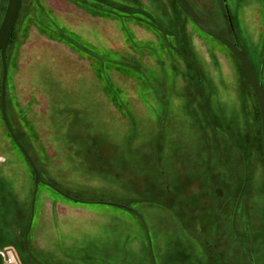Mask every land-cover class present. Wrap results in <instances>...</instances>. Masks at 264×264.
<instances>
[{
  "label": "rangeland",
  "instance_id": "374dc122",
  "mask_svg": "<svg viewBox=\"0 0 264 264\" xmlns=\"http://www.w3.org/2000/svg\"><path fill=\"white\" fill-rule=\"evenodd\" d=\"M232 40L222 0H188ZM7 0H0V23ZM264 90V0H226ZM6 48L9 125L41 179V264H264L259 108L226 46L177 0H22ZM1 82V62H0ZM31 168L0 111V251L24 248ZM244 249L247 255L244 253Z\"/></svg>",
  "mask_w": 264,
  "mask_h": 264
},
{
  "label": "water",
  "instance_id": "95a60500",
  "mask_svg": "<svg viewBox=\"0 0 264 264\" xmlns=\"http://www.w3.org/2000/svg\"><path fill=\"white\" fill-rule=\"evenodd\" d=\"M177 1L182 6V8L185 10V12L188 14V16L193 21V23L202 32H204L208 36L212 37L213 39L218 40V42H220L221 44L226 46L230 51H232V54L238 60V63H240V65H241V67L245 73V76L247 77V79L249 81V84H250L251 89L254 93V96H255V99H256V102H257V105L259 108L260 124H261V147H262V157H263V162H264V90H263V86H262L261 75L257 76L252 65L250 64L249 60L245 56L243 50L238 46L237 43L233 42L232 40H230L227 37H224L222 34L218 33L217 31L210 28L207 24H205V22L201 19V17L195 11V9L192 7V5L188 2V0H177ZM21 5H22V0H7L6 9H5V12L3 15V19L1 20V23H0V62H1L0 111H1V116L3 119V123L6 127L8 134L10 135L12 141L15 143V145L17 146V148L19 149V151L23 155L24 159L28 163L29 167L31 168V170L33 172V176H34V190H33L32 202H31L30 218H29L27 229L25 230V234H24V244H25L24 248L27 251L26 238H27V234L29 232L28 230L30 229L31 223H32L33 205H34L35 193L37 191L38 182L48 185L49 187L53 188V190L57 191L61 195L65 196L71 200L78 201L81 203H85V201L77 200L73 197H70L69 195L65 194L64 191L62 192L57 187H55L49 183L44 182L40 177L39 171H38L33 159L31 158V156L29 155V153L27 152L25 147L21 144V142L16 137L15 133L13 132V130L11 128V125H9L10 123H9L7 113H6V108H5V99H6L5 98V89H6V76H7V72H6L7 71L6 48H7L8 41L11 37V34L13 32L14 26L16 24V21L18 19L17 17L19 16ZM263 58H264V54H263ZM93 203H97V204L103 203V204H108V205H112V206H120V207L126 208V209L130 210V212L132 211L134 214H136L140 218L143 226H145L144 229L146 232V236H147L146 240H147L148 249H149L148 253H150L151 264H155L154 258H153V253H151L152 248H151L150 238H149V234H148L146 224L144 223V220L140 217V215L134 209H132L131 207H127L125 205H121V204L113 203V202L95 201ZM4 253H5V251H0V258H1V254H4ZM27 253L34 261H36L28 251H27ZM36 263L41 264L37 261H36ZM0 264H4V261L2 259H0Z\"/></svg>",
  "mask_w": 264,
  "mask_h": 264
},
{
  "label": "flooded vegetation",
  "instance_id": "af4514ba",
  "mask_svg": "<svg viewBox=\"0 0 264 264\" xmlns=\"http://www.w3.org/2000/svg\"><path fill=\"white\" fill-rule=\"evenodd\" d=\"M222 2H223V6H224V9H225V12H226V16H227V21H228V25H229V28H230V30H231V32H232V41L233 42H235V43H237L238 44V46L241 48V46H240V44L238 43V41H237V39L235 38V33H234V27H233V24L231 23V19H230V16H229V14H228V6H227V4H226V0H222ZM231 40V39H230ZM17 147V146H16ZM19 150V149H18ZM39 183V182H38ZM33 219V218H32ZM27 239V238H26ZM23 242H24V240H23ZM246 255H247V252H246ZM248 256V255H247ZM249 258V257H248ZM248 261H249V263L250 264H252V262H251V260H250V258L248 259ZM37 264V263H36Z\"/></svg>",
  "mask_w": 264,
  "mask_h": 264
},
{
  "label": "trees",
  "instance_id": "16d2710c",
  "mask_svg": "<svg viewBox=\"0 0 264 264\" xmlns=\"http://www.w3.org/2000/svg\"><path fill=\"white\" fill-rule=\"evenodd\" d=\"M13 34V33H12ZM12 34H11V36H12ZM11 38V37H10ZM9 41H10V39H9ZM9 41H8V44H9ZM128 210V209H127ZM130 211V210H129ZM244 253L246 254V250L244 249ZM247 259H249L248 258V256H247ZM249 262V261H248ZM250 264V263H249Z\"/></svg>",
  "mask_w": 264,
  "mask_h": 264
}]
</instances>
